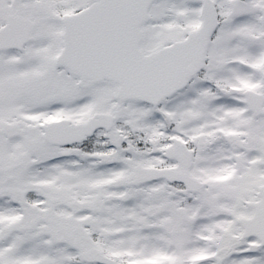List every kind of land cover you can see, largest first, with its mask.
Listing matches in <instances>:
<instances>
[{"label": "snow or ice", "instance_id": "obj_1", "mask_svg": "<svg viewBox=\"0 0 264 264\" xmlns=\"http://www.w3.org/2000/svg\"><path fill=\"white\" fill-rule=\"evenodd\" d=\"M0 264H264V0H0Z\"/></svg>", "mask_w": 264, "mask_h": 264}]
</instances>
